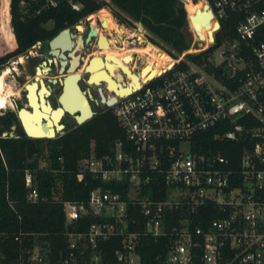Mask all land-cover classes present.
<instances>
[{
    "label": "built area",
    "instance_id": "2783aa9c",
    "mask_svg": "<svg viewBox=\"0 0 264 264\" xmlns=\"http://www.w3.org/2000/svg\"><path fill=\"white\" fill-rule=\"evenodd\" d=\"M31 2L43 8L59 0L20 3ZM204 2L213 39L192 32L188 49L198 51L187 56H207L174 69L179 58L124 96L104 89L106 99L116 98L111 104L94 98L124 139L102 155L91 143L78 160L76 180L88 175L96 184L85 200L62 201L64 251L55 259L48 240L20 229L17 264H145L141 248L159 241L165 250L152 264H264V0ZM225 142L243 143L238 156L224 154L235 152ZM39 168H49L46 158ZM24 183L26 199L38 201L29 169ZM108 242L106 255L100 246Z\"/></svg>",
    "mask_w": 264,
    "mask_h": 264
},
{
    "label": "trees",
    "instance_id": "16d2710c",
    "mask_svg": "<svg viewBox=\"0 0 264 264\" xmlns=\"http://www.w3.org/2000/svg\"><path fill=\"white\" fill-rule=\"evenodd\" d=\"M73 1L82 5L79 10L73 9L67 0H59L56 6L43 8L34 2L22 6L21 0H0L3 20L7 28L12 27L16 42L11 54L18 55L26 51L106 5L98 0ZM182 1L110 0L109 8L120 24L140 23L152 44H167L182 53L191 42V38H187V13L191 14L199 7L202 9L205 4L200 1L198 7L193 2L197 0ZM48 22L53 24L51 29L44 27ZM216 41H219L218 36ZM206 56L207 51L185 57L198 61ZM2 62L3 59H0ZM185 67L186 63L180 61L174 69ZM14 119L12 113L0 115V264H17L21 247L14 241V235L20 229L48 240L52 257L56 259L59 252L64 251L65 243L62 201L85 200L89 190L96 184L88 175L83 182L76 180L78 160L89 154L91 143L98 155L110 153L115 141L124 139V131L111 110L106 108L99 109L82 124L68 126L63 129V134L53 138H30L19 129L15 130V137H2L3 131H10ZM242 144L221 143L235 149V152L223 149L229 157L233 153L238 156ZM39 158H46L49 168H39ZM26 169L33 173L34 185L39 192L36 202L26 199ZM84 228L81 227L82 230ZM25 244L30 242L26 241ZM100 247L106 255L113 249L109 242L102 243ZM164 250L160 241L156 245L141 248L144 263L152 264L156 254Z\"/></svg>",
    "mask_w": 264,
    "mask_h": 264
},
{
    "label": "bare ground",
    "instance_id": "6f19581e",
    "mask_svg": "<svg viewBox=\"0 0 264 264\" xmlns=\"http://www.w3.org/2000/svg\"><path fill=\"white\" fill-rule=\"evenodd\" d=\"M201 2L205 3L202 0ZM183 3L185 2L183 1ZM200 10H203V8ZM194 14L187 13V16L194 15ZM88 18L91 21L90 22L91 26L97 30L98 35H100L102 37V40H104V43L101 41L100 45H97V50L94 53L89 55V57L85 60V63L82 66H80V69L75 70V72L79 74H82V71L86 72L87 79L89 77V74H91L92 78L89 81V84H93L97 86L101 84V81L107 82V80L113 79L112 81L113 86H108L107 89L109 91L115 92V94L118 96H124L134 91L135 89H138L142 82H145L155 77L156 75L162 73L165 69L170 68L172 63H174V60L167 54V52L159 50L151 42H145L141 33H136V32L130 33L132 39H134V42L139 44V46H133L123 51H119L120 48L115 50L113 48L115 43H117L119 39L121 41H125L124 40L125 35H127L129 31L125 27L123 26L120 27L119 25H117L114 22L110 13L105 8L100 9L99 11L95 12L94 15H90ZM96 18L100 19L101 22L103 21L105 22V26H103L104 27L103 30L97 29L95 25ZM187 19H188L189 26L191 24L193 26V30L197 33V30L195 29L190 18L188 17ZM214 27L215 26L212 23V21L210 22V27H205L207 31L206 39L216 29V27L215 28ZM76 30H77V33L72 32L73 38L79 40L81 39V36H82L81 33L83 32L84 27L81 25L80 28L76 27ZM105 30L106 31L115 30L117 39L108 38L106 34L104 33ZM109 32L111 33V31ZM200 39L201 40L205 39V37L200 38ZM134 53H136L138 57L142 58L144 61L137 72L134 71L131 66V64L134 61ZM93 57L95 58L91 61L90 67L87 69V71H84V68L89 63L90 59ZM18 62H23V61L20 59ZM12 69L14 70L15 68L6 67L0 72V110L6 109V108H15L13 98L19 97L22 91L21 88L27 84L26 83L22 87L15 89L13 84L8 83L6 79ZM120 69H122L123 73L126 74L125 76L121 73ZM100 70H102V72L98 73V71ZM70 72H73V71H70ZM118 75H121V76H118ZM43 79L44 78L42 77V81H44ZM35 82L36 83H34L33 85L28 86L29 91H30L28 95L30 99L29 104L30 106L34 107V110L32 109L33 110L32 114H30L29 112H26L27 108H25L21 112V117H22L23 124L25 126L27 136L30 138L55 136V134L57 132H60L63 128L62 126H58L59 124H61L60 123V121L62 120L61 118H63V116L66 113L70 115L71 114L75 115L76 110L78 114V109H74V110L72 109V111H69L68 108H64L62 107L61 104H59L58 105L59 109L55 112H51V109L52 108L55 109L57 106L53 107L49 104V106L42 105L43 110L40 111L39 104H38L39 96L35 90V85L37 84L38 80H36ZM117 83H119L118 86H117ZM44 85H43L42 92H46V89H47L46 87H44ZM122 88H126V89L117 90V89H122ZM43 121L45 123L42 124Z\"/></svg>",
    "mask_w": 264,
    "mask_h": 264
},
{
    "label": "rangeland",
    "instance_id": "374dc122",
    "mask_svg": "<svg viewBox=\"0 0 264 264\" xmlns=\"http://www.w3.org/2000/svg\"><path fill=\"white\" fill-rule=\"evenodd\" d=\"M197 1H195V4L197 2L198 7H199V4H200L201 0L200 1L197 0ZM109 6H110V4H107L103 8H105L110 13V15L112 16L114 22L117 25H119L120 27L123 26L129 31V33L127 35H125V38H124L125 41H121L119 39V41L117 43H115V45L113 46V48L115 50L120 48L119 51H123V50L131 48L133 46H139V44L134 42V39H132L131 34H130L132 32L141 33L143 38H144V40H145V42H149V40L146 37L147 31L144 28L140 30L138 25L135 24V22H133V24L131 23V24H127V25L126 24H120L119 21L111 13V10H110ZM198 9H200V7ZM195 11L196 10L191 11V14H194ZM80 26L81 25L77 22L76 24H74L72 26H68V27H71V29H74L76 27L80 28ZM44 27H46L48 29H51L53 27V24L51 22H48V23H46L44 25ZM190 27H191V29H190ZM107 31L113 32L115 30H107ZM107 31L105 30L104 33L106 34ZM73 32L77 33V31H73ZM192 32L197 35V38H200L198 36V34L193 30V26L191 24L189 26V23H188V25H187V38L188 39L191 38V40H192ZM201 33L205 37V39H202V41H206L207 31H206L205 27H202ZM52 37H50V38H48L46 40L38 42V43H41V46L38 49H36V50H33L32 47L29 48V50L32 52V55H33L32 56L33 58L30 61V64H31L30 71H32V69L34 67H36L37 65L42 64L43 60L46 59V56L44 55V52L48 50V41ZM109 37L117 39V35L116 36L115 35L112 36V34L110 32H109ZM38 43H36L34 45L37 46ZM142 45H140V46H142ZM155 46L159 50L167 52V54L175 62L177 60H179V58L181 59L180 61H187V58L185 57L187 55V51H198V49H196V48H191V49L184 50L182 53H178L177 51L172 49L170 45H167V44H163L162 43L160 46H157V45H155ZM15 47H16V42H15L14 35L12 33V30L7 28V26L5 25V22L3 20V16H2V13H1V8H0V59H3V61H4V63L0 65V72H1V70L5 69L6 67H14L15 69L11 70V72L8 74L6 80H7L8 83L13 84L15 89H18V88L21 87V84H22V82L24 80L23 79L24 73L27 71V69H26V61H27L26 57L28 55H30V54H29V50H28V51L22 52V53H20V54H18L16 56H12L11 53L15 49ZM79 47H80V45H79ZM96 50H97V46H93V45H87V46L79 48L77 53L80 54L79 58L81 59V62H80V65H79L78 69H80V66H82L85 63V60L89 57V55L94 53ZM20 59L23 62H18ZM213 61H214V63L216 65H218V64H220L222 62V58L219 55V50L218 49H215L214 52H213ZM143 62H144L143 59L138 57V55L136 53H134V61L131 64L133 70L137 72L139 70V68L141 67V65L143 64ZM20 63H22V65H23L22 67L20 66ZM46 64L48 66V63H46ZM56 70H57V64L54 63L53 64V71L49 75L53 76L54 74H56ZM45 74H46V71L39 70L37 75H36L37 80L38 81H42V77H44ZM81 75H82V78H81L79 83L81 84V86L83 88H86V87H88V85H87V73L82 71ZM90 88H91L92 91H94V89H95L94 86H91ZM47 94H49V93L47 92ZM57 94H58V89L55 90L53 95L50 97L51 100H53V102L55 104H56V97H57L56 95ZM41 95H42V98L48 99V97H46V92H42V90H40V93L38 94V96L41 97ZM16 100H17L18 105L20 107H22L23 104L25 103L22 91H21V94L19 95V98H17ZM99 109H100L99 106L93 104V110L94 111L97 112ZM4 113L5 114L12 113L15 116V110L12 109V108H6V109H3V110H0V115H3ZM61 119L62 120L60 121V123H64L65 124V127L62 128V130L67 128L70 125L76 124V122L74 121V119L70 115H64L63 118H61ZM56 135H57V133L55 134L54 137H56Z\"/></svg>",
    "mask_w": 264,
    "mask_h": 264
},
{
    "label": "water",
    "instance_id": "95a60500",
    "mask_svg": "<svg viewBox=\"0 0 264 264\" xmlns=\"http://www.w3.org/2000/svg\"><path fill=\"white\" fill-rule=\"evenodd\" d=\"M182 1V0H181ZM183 2V1H182ZM213 14L212 11L209 9V6L207 4H204L203 10L198 9L196 11V13L194 15H189L187 16V18L189 17L190 20L192 21L195 29L197 30V34L200 38H203V34L201 33V28L202 27H210V21L212 18ZM102 25L105 26V22H102ZM96 34V30L94 28H90L87 36L85 39H83L81 37V39H73V34L70 30L69 27L63 28L62 30H60L55 36H53L49 41H48V46H49V50L46 52L47 56H52L55 57L56 59L59 60L60 62V66L58 69V76L49 79L51 83L56 84L59 83L61 86V92L58 95V101L60 102V104L62 105V107L64 108H68L69 111H72V109H78V114H77V110H76V114L73 115V118L75 120V122L79 125L84 123L85 121H87L88 119L92 118L96 113L92 108L91 102L90 101H94L95 99L92 97L91 93L89 92L88 89L83 90L80 87V80L82 78V75L75 72L76 69H78L79 65H80V60H79V54L76 53L77 50L79 49V44L81 43V45L83 46L85 43H88L89 40L91 39V37L93 35ZM210 37L213 39V35L210 34ZM104 43V40H102V37L100 35H98V39H97V45H100V42ZM41 45V43H38L37 46L39 47ZM199 46H201V43H198ZM66 52L69 53V55L72 56V59L70 60V64L67 66V54ZM106 57V56H105ZM104 57V58H105ZM95 57L91 58L89 63L86 65V67L84 68V71H87V69L90 67L91 65V61L94 59ZM52 62V58L51 57H47V60H43L42 65H46V63H51ZM49 69L48 66H46L43 71H47ZM124 69V68H123ZM37 70L39 71L40 69L37 67ZM73 71V72H70ZM102 72V70L98 71ZM121 76V75H118ZM92 75L89 74V77L87 79V83H89V81L91 80ZM118 79V78H117ZM112 81L113 79L107 80L106 84L107 87L108 86H113L112 85ZM103 82V81H101ZM119 85V83H117V86ZM126 88H122V89H117V90H125ZM100 95H101V101H103L105 104H111L113 102H115L116 98L113 97L111 99H106L101 91L100 88H98ZM49 90L46 89V92ZM44 99L42 98V103L44 104ZM46 106H49V102L46 101V104H44ZM25 107H20L17 110V113L20 117L22 126H23V130L26 133L25 130V126L23 124L22 121V117H21V112L22 110H24ZM59 109V107L57 106L55 109H51V112H55ZM26 112H29L30 114H32L33 111H30L28 109H26ZM45 123L44 121L42 122V124ZM16 123L13 122L12 125L10 126V131H3L1 136L2 137H15V130H16ZM58 126H62L63 124H59ZM62 131V130H61ZM60 131V132H61ZM58 133V132H57ZM54 136H49V137H37V138H53Z\"/></svg>",
    "mask_w": 264,
    "mask_h": 264
},
{
    "label": "flooded vegetation",
    "instance_id": "af4514ba",
    "mask_svg": "<svg viewBox=\"0 0 264 264\" xmlns=\"http://www.w3.org/2000/svg\"><path fill=\"white\" fill-rule=\"evenodd\" d=\"M91 21L89 20V21H83L82 23H79V24H81L83 27H84V30H83V32L81 33L82 34V38L83 39H85L86 38V36H87V34H88V32H89V30H90V28L92 27L91 26V23H90ZM95 25H96V27H97V29H99V30H103L104 29V27H103V25H102V22L98 19V18H96L95 19ZM70 28V30H71V32H73V31H77L76 30V28H74V29H71V27H69ZM93 28V27H92ZM95 29V28H94ZM96 30V29H95ZM111 34H112V36H116V31H113V32H111ZM14 35V34H13ZM106 36L108 37V38H110L109 37V31H107V33H106ZM74 40H76L75 38H73ZM97 39H98V33H97V30H96V34L95 35H93L92 37H91V39L89 40V42L88 43H85L83 46L81 45V43L79 44L80 45V47H84V46H87V45H93V46H97ZM41 46V45H40ZM39 46V47H40ZM38 46H35V47H32V49L33 50H36V49H38L39 48ZM80 47H78V48H80ZM31 48V47H30ZM29 49H27L26 51H28ZM48 50H49V46H48ZM47 50V51H48ZM79 50V49H78ZM77 50V51H78ZM47 51H45L44 52V55L46 56V59L45 60H47V57H51L52 58V62L51 63H48V67H49V69L46 71V74L44 75V81H38L37 82V84L35 85V90H36V93L37 94H39L40 93V90H42L43 89V82H44V87H46L48 90H49V94H47L46 93V97H48V100H49V104H51L53 107H56V106H58L59 104H60V102L58 101V94L61 92V86H60V84L59 83H56V84H53V83H51L50 82V80L49 79H51V78H54V77H57L58 76V69H59V66H60V62H59V60L58 59H56L55 57H52V56H47L46 55V52ZM25 52V51H24ZM77 53V52H76ZM29 54L30 55H28L27 57H26V69H27V71L24 73V76H23V82H22V84H21V87L23 86V85H25L26 83V85L25 86H23L22 88H21V90H22V92H23V97H24V100H25V103L23 104V106L22 107H25V108H27L28 110H30V111H33L34 110V107L33 106H30V99H29V88H28V86L29 85H33L34 83H36L35 81L37 80V77H36V75H37V73H38V70H37V67L38 68H40V70H42L43 71V69L47 66V64L46 65H42V67H41V65H37L36 67H34L33 69H32V71H30V67H31V64H30V61L32 60V52L29 50ZM66 54H67V66L70 64V60L72 59V56L71 55H69V53L68 52H66ZM79 54V53H78ZM80 55V54H79ZM12 56H16V55H12ZM79 60H80V62H81V59L79 58ZM4 62H2V63H0V65L1 64H3ZM54 63H56L57 64V70H56V74H54L53 76H50L49 74L53 71V64ZM20 66L22 67L23 65H22V63H20ZM120 71H121V73L125 76L126 74L125 73H123V70L122 69H120ZM31 76V77H30ZM28 79V80H27ZM29 82V83H28ZM80 84V83H79ZM87 85H88V87H86V88H83L82 86H81V84H80V87L83 89V90H86V89H88L89 90V92L91 93V95H92V97L93 98H95V97H98L100 100H101V95H100V92H99V90H98V88H100L101 89V91H102V93L104 92V89H107V84H106V81H103V82H101V84L100 85H93V84H89V83H87ZM91 86H94L95 87V89H94V91H92L91 90ZM51 88V89H50ZM25 89V90H24ZM58 89V94L56 95L57 97H56V104L53 102V100H51V96L53 95V93L55 92V90H57ZM42 96V95H41ZM17 98H19V97H17ZM17 98H13V102H14V104H15V108H12V109H14L15 110V116H14V122L16 123V130L17 129H19L20 131H22V132H24V130H23V126H22V123H21V120H20V117H19V115H18V113H17V110L20 108V106L18 105V103H17ZM44 99V98H43ZM47 100V99H46ZM46 100L44 99V104H46ZM47 100V101H48ZM16 101V102H15ZM91 102V105H92V108H93V104H95V102L94 101H90ZM38 104H39V110L41 111V110H43V106L42 105H44L43 103H42V98L41 97H39L38 98ZM27 106V107H26ZM33 109V110H32ZM5 114V113H4ZM3 114V115H4ZM65 115H70V114H68V113H66ZM72 118H73V116L72 115H70ZM74 119V118H73ZM75 121V120H74ZM63 124V128L65 127V124L64 123H62ZM25 133V132H24Z\"/></svg>",
    "mask_w": 264,
    "mask_h": 264
},
{
    "label": "crops",
    "instance_id": "0c3cea01",
    "mask_svg": "<svg viewBox=\"0 0 264 264\" xmlns=\"http://www.w3.org/2000/svg\"><path fill=\"white\" fill-rule=\"evenodd\" d=\"M196 35V34H195ZM196 37H197V35H196Z\"/></svg>",
    "mask_w": 264,
    "mask_h": 264
}]
</instances>
